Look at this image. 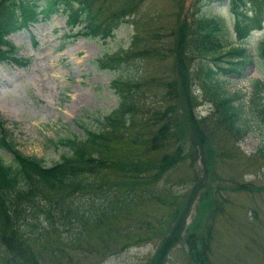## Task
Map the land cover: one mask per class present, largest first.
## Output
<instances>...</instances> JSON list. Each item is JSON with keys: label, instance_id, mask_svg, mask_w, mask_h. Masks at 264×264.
<instances>
[{"label": "rangeland", "instance_id": "1", "mask_svg": "<svg viewBox=\"0 0 264 264\" xmlns=\"http://www.w3.org/2000/svg\"><path fill=\"white\" fill-rule=\"evenodd\" d=\"M28 2L39 11L48 0ZM192 2L94 0V13L100 20L126 8L120 14L124 15L121 27L106 42L71 34L66 16L61 14L47 20L38 17V22L10 36L19 57L29 59V64L18 67L0 61V118L7 122L19 150L42 159L47 167L70 153L55 146L59 139L83 137L86 128L96 129L97 119L119 107L114 84L118 79L136 80L127 101L136 103L145 118L175 104L164 83L179 81L181 73H188L190 93L195 97V101L185 99L186 103L174 106L176 128L169 152L180 146L186 159L152 185L155 201L135 199L133 194L130 203L112 211L129 188L119 186L123 177L109 169L98 174L89 193L76 199L78 218L58 207L49 218L39 209L31 213L29 222L38 225L32 239L37 243L36 253L43 256L42 264H149L176 225L181 227V239L165 264H195L189 255V233L202 235L204 227L210 232L211 264H264V158L260 154L264 149V90L256 88L259 82L264 83V29L244 43L251 57L241 74L215 77L221 97L237 96L234 105L241 112L239 125L246 131L240 139L227 123H220L219 111L204 85L203 65L213 64L211 56L191 52L189 32L184 36L179 29V40V25L185 22L188 26L196 19ZM258 2L264 6L262 0ZM254 8L253 3L248 6L250 11ZM204 11L224 25L220 53L238 46L229 0ZM131 48L142 55L125 63L121 72L103 68L104 58ZM225 63L218 64L227 67ZM191 107L196 120L189 115ZM200 122L206 124L203 138L194 127ZM145 125L134 132L135 137L150 136ZM132 148L142 149L122 142L113 155L122 156ZM191 154L193 160L188 158ZM3 155L10 163L12 156ZM145 187H138L137 192L142 193ZM209 195L217 198L218 212L207 203ZM25 205L26 199L22 211ZM104 212L108 218L102 217ZM99 216L101 222L96 221Z\"/></svg>", "mask_w": 264, "mask_h": 264}, {"label": "trees", "instance_id": "2", "mask_svg": "<svg viewBox=\"0 0 264 264\" xmlns=\"http://www.w3.org/2000/svg\"><path fill=\"white\" fill-rule=\"evenodd\" d=\"M29 0H0V60L12 61L18 66H25L28 60L18 57L17 48L7 39L11 34L36 22L40 14L43 18H50L54 14H62L67 17L66 27L72 33L79 32L86 38H101L107 40L113 36L118 28L122 10L119 13L108 14L102 20L94 13V0H48L46 6L39 10L32 6ZM224 0H195L193 9L196 19L190 21L188 26L184 22L179 25L177 34L189 32L187 45L191 52L199 56L210 57L213 64L203 65V80L211 94L212 101L220 114V123H227L228 127L241 139L246 131L240 128L241 112L234 105L235 98L221 97L219 93L216 76H220L218 70L225 75L240 73L244 69L250 56L248 49L240 45L232 47L225 54L220 51L224 47L220 35L223 32V24L215 17H210L204 11L214 4H220ZM259 0H229L230 9L233 13L236 33L241 41L249 38L252 32L260 29L264 20V6ZM264 2V0H262ZM253 2L257 9L249 16L245 7ZM218 53V55H216ZM142 55L140 50H130L125 54H117L104 59L105 69H117L122 71L125 63ZM236 58L237 60H235ZM229 67H219L223 63ZM188 73H181L179 81H168L164 83V89L173 106H169L163 113L152 115L149 118L141 117L143 111H137V104H129L127 98L133 94L132 88L136 86L131 79H118L115 81V88L118 90L120 106L108 116L97 119V129H87L86 134L61 138L55 146L58 148H69L70 153L63 155L60 162L53 167H46L41 159L34 156H27L18 149L17 144L12 141L9 130L6 128V121L0 118V255L3 256V264H42L43 256L36 253L37 243L32 239L36 237L33 229L38 228L31 224L32 212L40 210L50 215L55 208L68 210L72 216L78 218V207L76 199L89 193L96 185L98 174L105 170H115L123 178H119L118 185L129 188L126 195L120 199L112 211H120L124 205L131 202L133 194L135 199L148 197L149 201H155L156 191L153 184L160 181L169 171L181 163L186 156L181 152V147L169 152L171 141L176 128L174 119L175 105L180 102L194 100L191 96L188 85ZM214 80L216 83H214ZM264 90V84L259 83ZM213 92V93H212ZM193 94V93H192ZM135 95V94H134ZM186 99V100H185ZM192 107L189 115L193 117ZM241 111V110H240ZM153 122L154 125H148ZM144 130L149 128V137L135 139V135L144 124ZM195 132L200 137L205 136L206 124L195 123ZM150 126V127H148ZM140 137V136H139ZM139 148L127 149L122 156L113 155L114 148L121 143ZM118 144V145H114ZM114 145V147H113ZM204 148V147H203ZM161 151L167 152L156 157ZM3 153L11 154V162L4 160ZM264 158V149L260 150ZM189 159H194L191 154ZM118 174V175H119ZM101 181L113 182V180L102 179ZM146 187L142 193H138V187ZM207 203L218 212L219 203L214 195H209ZM26 205L22 211L23 201ZM45 206H40L41 202ZM22 214H24L22 216ZM22 216V217H21ZM47 217V216H46ZM103 218H108L106 212ZM48 218V217H47ZM101 222V216L96 220ZM189 233V255L195 264H211L210 253V232ZM181 227L176 225L171 229L169 236L164 239L154 258L149 264H165L173 247L181 239ZM9 260H6V257Z\"/></svg>", "mask_w": 264, "mask_h": 264}]
</instances>
